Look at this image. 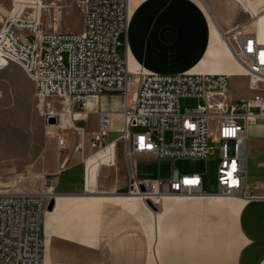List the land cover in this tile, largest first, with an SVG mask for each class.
Segmentation results:
<instances>
[{"label": "built area", "instance_id": "2783aa9c", "mask_svg": "<svg viewBox=\"0 0 264 264\" xmlns=\"http://www.w3.org/2000/svg\"><path fill=\"white\" fill-rule=\"evenodd\" d=\"M75 2L83 12L78 32L59 30L57 24L46 29L42 21L43 12H48L58 22L67 12L68 0H41L37 17L36 7H23L19 15L12 11L0 27V63L20 65L35 82L39 101L52 110L54 106L48 99L56 97L73 119L76 108L87 112L90 97L105 92L123 93L126 103L119 141H107L113 121L111 113L104 112L91 135L95 153L109 145L116 149L122 142L126 155L174 160L207 159L216 154L218 158L216 193L203 190L202 174L175 170L170 177L158 179H141L132 174L124 194L154 204L165 197L264 200V193L258 194L247 182L248 128L264 117V42L241 27L232 32L233 38L224 33L253 93L248 99H228L227 73L130 72L127 59L118 53L120 36L129 27V0ZM239 2L250 9L243 0ZM251 12L256 18L257 14ZM181 98L203 99L204 103L182 109ZM57 113H48V117L55 116L53 124L62 129L57 144L64 150L67 141L63 131L67 126L60 123ZM133 127L147 130L133 132ZM115 159L116 150L106 165H114ZM261 165L264 167V161ZM88 167L87 161L84 193L91 194L95 190L87 183ZM53 195L48 183L36 191L0 190V264H44L43 224L47 201Z\"/></svg>", "mask_w": 264, "mask_h": 264}, {"label": "crops", "instance_id": "0c3cea01", "mask_svg": "<svg viewBox=\"0 0 264 264\" xmlns=\"http://www.w3.org/2000/svg\"><path fill=\"white\" fill-rule=\"evenodd\" d=\"M243 2L256 18L239 0H129V27L120 36L118 53L127 59L132 73H227L247 78L244 73L230 72L236 67L226 54L214 55L221 47L215 31L233 38L232 32L241 27L264 42V4L261 0ZM235 94L230 89L227 98L234 99ZM236 95L253 97L252 92ZM125 103L123 93L105 92L90 97L86 113L76 108L74 119L70 116L72 125L63 131L66 147L52 181L53 210L59 198L73 199L48 225L45 215L44 264H264V200L172 198L165 208L162 200L155 204L157 210L145 204L149 210L142 208L144 217L149 214L155 219L152 240L141 213L114 196H96L124 194L109 190L103 181L100 186L102 164L109 159L93 154L90 141L104 112L112 115L111 132L118 128L121 135ZM90 119L94 126L88 130ZM130 156L134 164L154 158ZM87 161L93 171L87 177L88 186L95 190L91 194L84 193ZM263 161L264 117H259L248 128L247 159V182L258 194L264 193ZM65 213L68 218H62Z\"/></svg>", "mask_w": 264, "mask_h": 264}, {"label": "rangeland", "instance_id": "374dc122", "mask_svg": "<svg viewBox=\"0 0 264 264\" xmlns=\"http://www.w3.org/2000/svg\"><path fill=\"white\" fill-rule=\"evenodd\" d=\"M40 2L41 0H0V27L12 11L19 14L23 7H36L37 17ZM42 21L46 29H50L48 26L52 24H57L59 30L78 32L82 27L83 12L75 0H68L67 12L58 22L55 23L48 12H43ZM123 38L124 36L121 37L122 45H124ZM122 45L119 47L120 52L123 49ZM247 82L244 76L238 78L230 76V89L236 94L251 92ZM236 94L235 100L239 99ZM48 100L53 104L52 111L54 110L55 113L64 109L63 102L56 97ZM202 103L204 100L198 98L180 99L182 109ZM48 113L46 104L42 105L36 95L35 82L25 70L15 63H0V188H9L10 191H36L45 183L52 185L53 178L60 168V158L64 150H60L57 144V136L58 133H62V129L58 125L50 126L47 120ZM92 119L88 122V130L94 126ZM61 123L63 125L72 123L69 114H62ZM146 130L144 127L132 128L133 132ZM119 136L120 132L117 128L110 133L107 141L110 142ZM166 138L167 140L170 138L169 133ZM115 150V164L103 166L100 174V186L103 181L109 190L124 192L127 179L132 174L140 178L150 176L168 178L175 170L183 174L200 173L204 178L206 192L213 193L218 190L216 154L207 159L172 160L154 157L151 158L152 160L140 159L134 164L131 156L126 155L122 142L117 143L116 149L111 145L109 161L113 158ZM55 200L53 196L48 199L47 216L53 210ZM65 214L62 218H68V213ZM148 215V220L154 224V216ZM141 217L146 226V218L143 215Z\"/></svg>", "mask_w": 264, "mask_h": 264}, {"label": "bare ground", "instance_id": "6f19581e", "mask_svg": "<svg viewBox=\"0 0 264 264\" xmlns=\"http://www.w3.org/2000/svg\"><path fill=\"white\" fill-rule=\"evenodd\" d=\"M14 15H19V14H15ZM216 35H219V39L221 41V47L218 51H215L214 52V55L217 56V54H220L219 57L223 55H227L229 57V59L231 60V62L233 63L234 67H236L235 70H231L230 72H233V73H243L244 71V68L242 67V65L237 61V59L234 57L232 51L230 50V48L228 47L226 41H225V37H224V34L221 33L220 34H217V32L215 31ZM259 39V38H258ZM260 40V39H259ZM261 41V40H260ZM263 42V41H261ZM225 52V53H224ZM133 61V60H132ZM222 62V60H221ZM138 67V66H137ZM42 104V103H41ZM43 105V104H42ZM211 106L214 107L215 106V103L211 102ZM49 114H52V115H55V111L49 109ZM63 113H66L65 110H60L57 115L59 117V120H60V123H61V116ZM72 125V123H69L67 125H64V126H68V125ZM63 125V124H62ZM50 126H55L54 124H51ZM93 154H99L102 156V158L104 160H108L109 157H110V150H109V146H107L106 148L98 151L97 153L93 152ZM93 157V155H92ZM103 166H105V164H102ZM101 165V166H102ZM88 175L87 177H91L92 174H93V171H92V167L90 164H88ZM0 190H9V188H0ZM58 197H61L62 195H57ZM72 196V195H71ZM75 196V195H74ZM80 196V195H79ZM94 196V195H93ZM97 197H102L104 199H108V198H111L110 196H114L116 200H119V201H122L124 203H126L127 205H129L132 209L138 211L139 213H141V215L144 216V214L146 215V212H143L142 211V208L145 207V204L146 201H143L141 200L140 198L138 197H134V196H129V195H126V194H117V195H96ZM109 196V197H108ZM73 198H59L58 202H57V206L56 208L49 212L48 213V216H47V225L50 223V220L51 219H54L61 210H63L64 206L66 205V203H68L67 201L71 200ZM170 199L172 198H169V197H165L164 200L161 199L163 201V207L165 208L166 205L169 203V201H171ZM161 200H156V204L160 203ZM146 209H148L147 207H145ZM149 210V209H148ZM153 222H150V220H148L146 218V226H147V229H148V232L151 236V239L153 240L154 238V225L152 224Z\"/></svg>", "mask_w": 264, "mask_h": 264}, {"label": "water", "instance_id": "95a60500", "mask_svg": "<svg viewBox=\"0 0 264 264\" xmlns=\"http://www.w3.org/2000/svg\"><path fill=\"white\" fill-rule=\"evenodd\" d=\"M47 120H48V123L53 124L56 122V117L55 116H49L47 118ZM146 203L151 209L157 210V206L151 200H147Z\"/></svg>", "mask_w": 264, "mask_h": 264}, {"label": "snow or ice", "instance_id": "6c2138e0", "mask_svg": "<svg viewBox=\"0 0 264 264\" xmlns=\"http://www.w3.org/2000/svg\"><path fill=\"white\" fill-rule=\"evenodd\" d=\"M264 55V54H262ZM233 169H235V164L233 163ZM195 181H190V183H194Z\"/></svg>", "mask_w": 264, "mask_h": 264}]
</instances>
